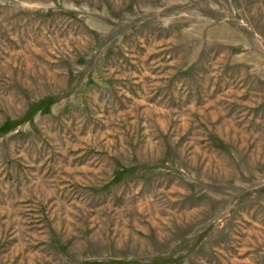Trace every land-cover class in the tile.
Masks as SVG:
<instances>
[{"label": "rangeland", "instance_id": "obj_1", "mask_svg": "<svg viewBox=\"0 0 264 264\" xmlns=\"http://www.w3.org/2000/svg\"><path fill=\"white\" fill-rule=\"evenodd\" d=\"M0 264H264V0H0Z\"/></svg>", "mask_w": 264, "mask_h": 264}]
</instances>
